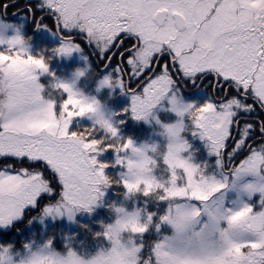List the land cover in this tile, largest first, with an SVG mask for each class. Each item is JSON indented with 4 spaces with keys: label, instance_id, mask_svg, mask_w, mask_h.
Listing matches in <instances>:
<instances>
[{
    "label": "snow or ice",
    "instance_id": "1",
    "mask_svg": "<svg viewBox=\"0 0 264 264\" xmlns=\"http://www.w3.org/2000/svg\"><path fill=\"white\" fill-rule=\"evenodd\" d=\"M2 7L0 17L7 15L8 5ZM36 9L44 13L37 28L61 40L55 55L81 51L76 42L80 39L95 45L102 59H109V52L121 57L120 66L110 61L108 67L131 97L132 118L141 119L158 93H171L173 110L181 117L187 113L195 134L208 142L217 163L226 162L231 180L225 175L222 181H210L200 168L177 159L175 168L183 170L186 183L175 186L173 171L170 184L174 187L156 185L163 191L161 199L172 202L161 221L168 222L174 234L153 245L151 264H264V0H41L26 11ZM45 16L54 17L55 30L43 24ZM9 27L0 25L3 30ZM24 45L18 30L7 40L0 37V158H14L20 165L16 174L8 171L10 163L0 171V226L36 207L42 196L59 198L44 209L45 215H61L67 205L90 207L103 196L99 186L108 184L106 165L97 167L91 154L105 143L116 153L136 151L131 140L109 142L118 138V132L108 121L97 120L99 127L69 133L74 117L95 109L83 105L60 83L67 99L58 114L34 83L37 73L47 72V63L43 57L29 55ZM161 64L162 68L153 66ZM181 83L205 90L204 104L177 106L175 95L181 92ZM257 112L258 124L253 115ZM101 131L104 139L98 138ZM116 162L133 166L125 157L118 156ZM249 176L254 182L239 183ZM124 187L132 190L127 180ZM141 190L147 196L152 185L137 184L135 191ZM233 191L249 199L259 193L261 210L254 211L243 201L236 208L226 207ZM121 227L119 221L116 227L109 226L112 235ZM138 231L143 234L146 228ZM104 236L112 238L108 230ZM37 264L82 262L68 253L67 258ZM88 264L130 262L114 248L110 255H97Z\"/></svg>",
    "mask_w": 264,
    "mask_h": 264
},
{
    "label": "trees",
    "instance_id": "2",
    "mask_svg": "<svg viewBox=\"0 0 264 264\" xmlns=\"http://www.w3.org/2000/svg\"><path fill=\"white\" fill-rule=\"evenodd\" d=\"M45 22L50 23L51 29H53L52 20L45 19ZM61 34L63 35L64 33ZM57 40H52V42H42L40 39L38 42H34L32 44L33 48L31 49L30 55L34 58L43 57L47 65L51 67L52 76L59 79L67 76L66 74L61 76L62 73H59L57 70L59 69L56 63L57 55H54L53 52L54 49L61 45V41ZM76 42L80 44L83 54L89 58V62L92 64V71L94 72V74H92V81H95L97 77V73L95 72L96 65L99 64L100 66L104 67L109 59H102L98 50L95 48V45H91L94 55L97 59V63H94V60L86 51L84 45L80 41L76 40ZM115 50L116 49H112L113 52ZM106 55L110 58L112 52H109ZM118 56L119 55H116L111 59L112 64L117 67L120 66ZM162 66V64L159 65L161 68ZM125 72L130 74V69L125 68ZM84 86L85 85H82L81 87L84 88ZM44 96L47 98L45 93ZM123 96L128 97L129 95H121L120 90L116 89L114 98L111 100H108V97L104 95L98 97L102 102H106L108 107H110V109L113 111L114 126L118 131L120 143L123 144L128 140H131L142 144L148 139L147 130L142 122L132 118L130 111L131 105L129 102H117L121 100ZM56 100L58 101L56 110L57 113H59V101L66 100V95L62 94L61 96L57 97ZM194 105L202 106L203 103L196 102ZM256 107L258 109V106ZM250 118L251 117H249V119ZM185 119L187 121V125L185 131L182 133V136L190 146L188 154L193 157L199 168H203L205 170L206 175H218L215 167L208 168V165L210 163H215L217 159L214 157L211 159L206 158L203 147L195 138V135H193V127L190 124L191 120L187 119V117ZM93 127L99 126L92 125L84 121H75L71 126L69 133L76 132L78 130L92 129ZM105 135L106 134L101 131L98 138L104 139ZM116 139L117 138H111L109 142L115 143ZM258 143L259 139H257V144ZM98 152L101 154L100 162L103 165H106L104 168V175L110 180L111 184L106 189V194L103 198L102 205L99 208L94 209V212L91 213L89 218L84 219L82 217H76L73 224H68L63 219H55L52 221V223L43 228L38 220H40L42 214L44 213V209L57 204L59 202V198L42 196L36 207L26 208L22 215L10 224L8 229L0 230V246L6 247L8 245H14L13 253L20 252L22 254V252L25 251L24 245L27 243L44 245L46 242H50L53 250L60 255L67 254L71 248V250L76 252V254L81 258H88L89 256H94L100 249L106 248V239L103 234L105 232V227L112 225L116 220V213L114 211L115 207H125L130 212L133 210H139L142 213L149 215L155 213L152 219H155L157 215H159L161 218L165 208V204L162 202V200L156 201L151 196L149 199H146L145 196L143 197L139 192L134 196H130L128 199L127 189L124 187V183L121 178L122 170L115 161V157L118 156V153H116L113 148L108 147L107 143L103 144ZM9 163L12 165V167L8 169V171L11 174H16L20 165L14 162V158H8L7 161L5 158H0V171H4L7 168V164ZM160 163L159 168L162 167V163ZM160 170L161 169H158V177L161 176ZM259 197V195L256 196L254 201L259 199ZM165 233L169 234L168 229L162 228L159 233H155L153 230H151L149 233H144L142 237H136L137 244H143V248L139 253L142 263L145 259L150 260L149 254L151 248L155 242H158L160 236L164 235Z\"/></svg>",
    "mask_w": 264,
    "mask_h": 264
},
{
    "label": "clouds",
    "instance_id": "3",
    "mask_svg": "<svg viewBox=\"0 0 264 264\" xmlns=\"http://www.w3.org/2000/svg\"><path fill=\"white\" fill-rule=\"evenodd\" d=\"M3 24L11 25L12 22L5 21L4 19L0 18V25H3ZM0 37H3L5 40L10 38L7 36L6 30H3V29H0ZM24 41H25L24 46L28 52V41L26 39H24ZM72 54L59 55V56L70 57ZM81 59L84 61V67L74 69L70 78L68 79L57 80L54 83L50 84L47 89L44 86H42L38 82V80L35 81L34 83L39 85V88H38L39 95L42 97V99L45 102H50L51 104L55 105L56 98L62 94H65L64 90L58 87V84L63 83L70 88L71 92L75 95L76 98H78L82 102L83 105L85 106L91 105L95 109V111L93 112L86 113L84 117H87L90 120H93L94 122L97 120H104L112 124L114 115L109 112L107 103L102 102L98 98V96L104 90H108V93H109L108 98L112 99L114 98V93L116 89H119L120 94L124 95L126 94V92L123 87V84L120 81V78L118 75L112 72H106L103 75L98 74L95 79V86H94L93 91L86 92L84 88L81 87V81H85L89 79V73L92 71V64L89 62V58L87 56H82ZM46 73H48V70L47 72L40 73V75H44ZM93 92L95 94H93ZM44 93H47V98H45V96L43 95ZM157 95L159 98L154 99L153 104L144 110L142 114V118L137 121L142 120L144 121L145 124H151L152 121H155V123L159 125L161 129L156 134L160 135L161 137H166L168 141L167 150L166 152L161 153V151L159 150L160 145L157 142H152V143L144 142L140 146H136L135 143L132 141V146L136 151H132L130 149V154L125 156V158L132 160L133 166L126 167L127 172L125 175L127 177L126 180L132 186L131 191L127 189V195L134 196L136 195L137 192L143 193V190L135 191V186L137 184H141L142 182L149 183L152 185V191L147 196H151L156 201H160L162 200L161 196L163 195V191L162 189L157 188L156 185L159 184L165 187V184L160 182L157 179V176L154 175V172L157 167L156 157L162 158L163 163L167 166V169L169 172H171V175H172V172L175 171L176 173V185L175 186H177V181L180 179V176L177 174V170H182V169L175 168V161L177 159H181L188 163L190 162H189V159L182 158V155H181L182 153L188 151V145L182 137V133L185 131V118L187 117V113L183 117L177 115V112L173 110V104H172L173 95L171 93L167 95L163 93H158ZM165 99L168 100V104L170 106L169 111H171L178 117L175 123L162 124L160 120L156 117L153 111ZM175 99L177 101V106L181 103L187 104L183 101L181 92H178L175 95ZM117 142L120 143L119 138H117ZM185 144L187 145V147H182V145H185ZM216 168H217L218 175L209 174L206 176L205 170L203 168H200V170L203 176L210 181L211 180L222 181L225 175H228L229 180H231V174L228 172V167L226 165V162H224L223 164H218L216 162ZM170 180H171V176H170V179L167 181L168 187H174L172 184H170ZM110 184L111 182L108 179L107 186L105 185L103 186L108 187L110 186ZM100 199L101 197L98 198L88 208L78 206V205H67L64 209H62L61 215H66L69 220H72L74 215L80 211H88V212L92 211L93 207L97 205V202ZM164 201H167V200H164ZM167 202L169 203V206L172 203L170 201H167ZM117 209H122V211L117 212ZM114 211L117 214V219L115 223L110 226L116 227L117 221H119L120 224L123 225V227H121L118 231H116L114 235H112L109 226L105 227V231L108 230L112 237L111 239H108L111 242L112 247H111V250L108 251L107 253L101 250L97 255L108 256L111 254L114 248H118L124 254L125 259L130 262V264L132 261H134L135 264H140V257L138 254L141 252L143 248V244L142 243L137 244L136 242L137 236L142 237V234L139 233L138 229L140 227H145L147 231L148 228L153 223L152 216H154L155 213L148 216L147 220H145L142 223L141 222L142 212L139 210L128 212L124 207H115ZM167 214H168V211H167ZM45 216H48V215H45ZM160 224H167L171 226L166 221H160V223L155 225L157 232H159L160 230ZM134 228L137 229V231H133ZM125 233L128 234L127 240L122 239V234H125ZM173 234H174V229H173ZM163 242L164 240L162 239L159 242H155L154 244L163 243ZM13 249H14V245H8L6 247L0 246V264H37V262L40 260L67 258V256L66 257L61 256L59 253L55 252L51 248L50 242H46L44 245H37L35 250H33L32 243H27L24 245V249H25L24 254H21L20 252H16L15 254H13ZM53 253H55L56 255L53 256ZM68 253H74L76 257L82 262V264H88V262L91 261L95 257L94 256L92 259L85 261L79 255H77L76 252L72 251L71 248L69 249ZM17 256L20 257L19 260H16L15 257ZM143 264H151V261L149 259H145L143 261Z\"/></svg>",
    "mask_w": 264,
    "mask_h": 264
},
{
    "label": "rangeland",
    "instance_id": "4",
    "mask_svg": "<svg viewBox=\"0 0 264 264\" xmlns=\"http://www.w3.org/2000/svg\"><path fill=\"white\" fill-rule=\"evenodd\" d=\"M52 20H53V17H52ZM45 22V21H44ZM44 22H43V24H44ZM53 22V29L52 30H55L54 28H55V23H54V20L52 21ZM48 23V22H47ZM48 27L51 29V25L49 24L48 25ZM15 30H13L11 27H9V28H7L6 29V34H7V36L8 37H12L14 34H15ZM41 35H42V37L40 38L41 39V41L42 42H46V41H51L52 42V40H57L58 38H57V36H55L51 31H49V30H47V29H44V28H42L41 27ZM59 40V39H58ZM57 40V41H58ZM50 42V43H51ZM61 46V45H60ZM59 46V47H60ZM33 48V45L32 44H29L28 45V54L30 55V53H31V49ZM51 53H52V49H51ZM82 56H85L84 54H83V52L81 51V52H79V53H77V52H74L70 57H64V56H58L57 55V66H58V68L59 69H57L58 70V72L59 73H62L61 74V76H63V75H65L66 74V76L67 77H62V78H56V77H54V76H52V70H51V67H49L48 65V73H46V74H44V75H40L39 73H37V76H38V82L42 85V86H44L46 89L48 88V86L50 85V84H52V83H54L55 81H57V80H65V79H68V78H70V76H71V74H72V72H73V70L74 69H76V68H82V67H84V61L81 59V57ZM118 59H119V57H118ZM82 85H85L84 86V89H85V91H87V92H92L93 91V89H94V86H95V81H92L91 80V72L89 73V79L88 80H85V81H81V86ZM46 95H47V93H45ZM93 94H95L94 92H93ZM44 95V94H43ZM66 95V94H65ZM107 96V97H109V93H108V90H104L101 94H99V96ZM61 96V95H60ZM59 97V96H58ZM99 98V97H98ZM66 99H67V96H66ZM60 103V106L62 105V103L64 102V101H59ZM127 102H129L130 103V105H131V103H132V101H131V97H128V99H127ZM56 105H58V101L56 100V103H55V106ZM169 104H168V100L167 99H165V100H163L162 102H161V104L160 105H158L153 111H154V113H155V115H156V117L160 120V122L162 123V124H172V123H175L176 121H177V119H178V117L174 114V113H172L171 111H169ZM130 109H131V106H130ZM108 110H109V112L110 113H112L113 114V111L110 109V107H108ZM57 111V110H56ZM58 111H60V109L58 110ZM131 111V110H130ZM59 114V113H58ZM75 121H84V122H88V123H90V124H92V125H95V123H94V121L93 120H90L89 118H87V117H74L73 119H72V121H71V123H70V126H69V131H70V128H71V126L73 125V123L75 122ZM140 122H142L143 123V125L145 126V128H146V130H147V135H148V139H147V141L146 142H149V143H152V142H157V143H159V145H160V151H161V153H164V152H166V150H167V143H168V141H167V139H166V137H161L160 135H158V134H156L158 131H160L161 129H160V126L159 125H157L156 123H155V121H152V123L151 124H145L144 123V121H140ZM190 124L192 125V127H193V135H195V138L199 141V143H200V145L203 147V150H204V154L206 155V158H216L217 159V156L215 155V154H211L210 153V151H209V147H208V142L207 141H205V140H202L201 138H200V136L198 135V134H195L196 133V129H195V126H194V124L192 123V122H190ZM112 125L114 126V119L112 120ZM186 125H187V121H186V119H185V128H186ZM98 126V125H97ZM115 127V126H114ZM118 132V131H117ZM183 137V136H182ZM259 138V137H258ZM184 139V138H183ZM184 141H185V139H184ZM134 143H135V145L136 146H140L141 144H139V143H137V142H135V141H133ZM186 142V141H185ZM187 143V142H186ZM188 145V144H187ZM190 150V146L188 145V151ZM188 151H186V152H184V153H182L181 155H182V158H185V159H189V162L190 163H192L194 166H196V167H198L199 168V166L195 163V161H194V159H193V157L192 156H190L189 154H188ZM130 154V150H128L127 152H121V153H118V156L119 157H121V158H124L125 156H127V155H129ZM91 155H94L95 156V159H96V161H97V167H99V165H103L101 162H100V158H101V154L99 153V152H97V153H95V154H91ZM118 156H116L115 157V161H117V157ZM156 161H157V167H156V170H155V172H154V175H156L157 176V179L160 181V182H162V183H164L165 184V187H168V183H167V181L170 179V176H171V172H169L168 171V169H167V166L163 163V160H162V158H160V157H156ZM162 164H161V163ZM217 162V161H216ZM216 162L215 163H210L209 165H208V168H211V167H215L216 168ZM159 163L161 164V168H159ZM116 164H117V162H116ZM119 167H120V169L122 170V172H121V178H122V181H123V183H124V180H126L127 179V177H126V172H127V168L126 167H124V166H122V165H120V164H117ZM158 169H161L160 171V177H158V175H157V173H158ZM216 171H217V168H216ZM103 172H104V169H103ZM177 174L180 176V179L177 181V186L178 187H180V186H183L185 183H186V178L184 177V174H183V170H177ZM262 174H264V172H262ZM206 175V174H205ZM209 175V174H208ZM207 176V175H206ZM218 178H219V176H218ZM250 182H254V178L253 177H251V176H249V177H245L243 180H241L239 183L240 184H245V183H250ZM141 188H143V185H141ZM99 189H100V191L101 192H103V196L101 197V199L100 200H98V202H97V205L96 206H94L93 207V210L92 211H90V212H88V211H80V212H78V213H76L75 215H74V217H73V219L72 220H69L68 218H67V216L66 215H58V216H53V215H48V216H45L44 215V213L42 214V216H41V218H40V220H38L39 221V223H40V225L43 227V228H45L48 224H50V223H52V221L53 220H55V219H63V220H65L68 224H73L74 223V221H75V218L76 217H82V218H84V219H86V218H89L90 217V215H91V213H93L94 212V209H96V208H99L101 205H102V201H103V198H104V196H105V194H106V189H107V187H104L103 185H100L99 186ZM138 193V192H137ZM139 193H141V195L144 197V195H143V193L142 192H139ZM260 196V194L259 193H255V194H253L252 195V197H251V199H249L246 195H242V194H240V193H238V192H235V191H233V192H230L229 194H228V197H227V203H226V207H230V208H236V207H238V204H239V202L240 201H243V202H245V203H247V204H249V206H254V211H260L261 210V206H260V203H259V201H260V197H259V199H256L255 201H254V198L256 197V196ZM129 195H128V199H129ZM149 197L150 196H145V198L146 199H149ZM151 200V199H150ZM233 201H235V202H237V203H232ZM162 202H164V204H165V208H164V213H163V215H162V217L163 216H165L166 214H167V211H168V208H169V203L167 202V201H164V200H162ZM193 203H196V202H193ZM125 208V207H124ZM126 209V208H125ZM127 210V209H126ZM128 212H130L129 210H127ZM134 211V210H133ZM151 215V214H150ZM149 214H144V213H142V217H141V222L143 223L145 220H147V218H148V216H150ZM152 218H153V216H152ZM116 219H117V214H116ZM204 220H206L207 218L206 217H204L203 218ZM158 220H159V222H158ZM14 221V220H13ZM12 221V222H13ZM116 221V220H115ZM152 221H153V223H152V225L148 228L149 230H147L146 232L147 233H149L151 230H153L155 233H159L160 232V230L163 228H165V229H168V231H169V234H164V235H162V236H160V238L158 239V242L160 241V240H162L165 236H168V237H170V236H172L173 235V229L171 228V226H169V225H167V224H160V230H159V232H157L156 231V228H155V225L156 224H158V223H160V221H161V218H160V216L159 215H157V217L155 218V219H152ZM11 222V223H12ZM11 223H9L8 225H6V226H0V230L1 229H8L9 228V226H10V224ZM115 223V222H114ZM113 223V224H114ZM145 232V233H146ZM143 235V234H142ZM127 236H128V234L127 233H125V234H122V239L123 240H127ZM106 239V238H105ZM105 242H106V244H107V246H106V248H102V249H100L99 251H97V253L94 255V256H96L101 250H103L105 253H107L108 251H110L111 250V247H112V245H111V242L108 240V239H106L105 240ZM36 246L37 245H35V244H32V247H33V250H35V248H36ZM52 248V247H51ZM53 249V248H52ZM25 252V251H24ZM24 252H22V254H24ZM13 254H15V253H13ZM139 255V254H138ZM61 256H67V254H65V255H61ZM94 256H89L88 258H82V259H84L85 261H88V260H90V259H92ZM140 257V256H139ZM16 258V260H19V258L20 257H15ZM140 264H143L142 263V261L140 260Z\"/></svg>",
    "mask_w": 264,
    "mask_h": 264
},
{
    "label": "flooded vegetation",
    "instance_id": "5",
    "mask_svg": "<svg viewBox=\"0 0 264 264\" xmlns=\"http://www.w3.org/2000/svg\"><path fill=\"white\" fill-rule=\"evenodd\" d=\"M40 2L41 0H0V12L3 11L2 6L4 4L8 5L7 15H4L0 18L4 19L5 21H11L12 22V24L10 25L11 28L15 31L18 30L21 33L22 37L28 41V45L31 43L33 44L34 42H38V40H40V38L42 37L41 28L38 29L35 24L40 22V17L44 15V13L39 9H36L35 12L29 13L26 11V9L32 8ZM25 16L28 18H26ZM45 19L52 20V17L45 16L44 21ZM44 24L49 25L50 23L44 22ZM77 41H80L84 45L86 51L91 55L92 59L94 60V63H97V59L94 55L91 45H89L86 40L77 39ZM115 51H117V49ZM112 57L113 56L111 55L107 63H110ZM118 57H119L118 61L120 63L121 57L120 56ZM164 63H169V61H165ZM153 66L157 67L159 65H153ZM110 70L111 69H109L108 66L106 69H104V67L100 66L99 64H97L95 67V72L97 73V75L98 74L103 75L106 72H110ZM124 78H125V82L127 83L128 76H124ZM176 78L179 79V76L177 75ZM179 87L182 93V99L185 103L194 104L198 102L204 104V102L208 98L207 92L205 90H202L201 88H197L195 85H190V84L185 85L181 83ZM128 97L123 96V98L117 102L119 103L120 102L122 103V101L127 102ZM253 115L255 116V123L258 124L260 120L259 112ZM256 139L259 138L257 137Z\"/></svg>",
    "mask_w": 264,
    "mask_h": 264
},
{
    "label": "water",
    "instance_id": "6",
    "mask_svg": "<svg viewBox=\"0 0 264 264\" xmlns=\"http://www.w3.org/2000/svg\"><path fill=\"white\" fill-rule=\"evenodd\" d=\"M53 20H54V23H55V19H54V17H53ZM156 67V66H155Z\"/></svg>",
    "mask_w": 264,
    "mask_h": 264
}]
</instances>
